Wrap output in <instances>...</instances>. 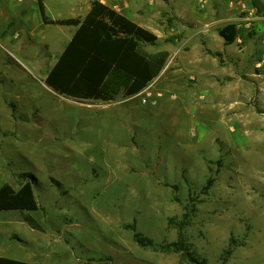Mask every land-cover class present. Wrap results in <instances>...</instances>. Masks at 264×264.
<instances>
[{
	"label": "rangeland",
	"instance_id": "rangeland-1",
	"mask_svg": "<svg viewBox=\"0 0 264 264\" xmlns=\"http://www.w3.org/2000/svg\"><path fill=\"white\" fill-rule=\"evenodd\" d=\"M90 1L43 0L55 20L84 17ZM129 1L158 36L144 49L169 58L141 93L105 104L45 82L75 26L44 23L38 0H0V187L32 181L41 226L0 220V257L264 264V13L243 0ZM232 22L239 46L260 37L244 58L217 51Z\"/></svg>",
	"mask_w": 264,
	"mask_h": 264
},
{
	"label": "trees",
	"instance_id": "trees-1",
	"mask_svg": "<svg viewBox=\"0 0 264 264\" xmlns=\"http://www.w3.org/2000/svg\"><path fill=\"white\" fill-rule=\"evenodd\" d=\"M38 1L44 23L76 27L45 80L61 95L104 102L115 101L120 95L132 97L145 90L167 64L168 52L144 49V43H157L155 33L101 0L91 2L84 18L57 20L46 14L43 0ZM218 31L226 44L234 43L240 33L235 22ZM39 208L32 181L18 189L9 183L0 187V220L23 221L41 229L32 215ZM0 264L38 263L1 256Z\"/></svg>",
	"mask_w": 264,
	"mask_h": 264
},
{
	"label": "crops",
	"instance_id": "crops-1",
	"mask_svg": "<svg viewBox=\"0 0 264 264\" xmlns=\"http://www.w3.org/2000/svg\"><path fill=\"white\" fill-rule=\"evenodd\" d=\"M101 1L104 2V3H106V4H108L109 6H111L112 8H114L115 10H118V12H120V13L128 16L129 18H131L135 22H138V19H137V16H136V15H138L137 14V10L138 9H136V7L135 8L134 7L131 8V6H130L131 4H130V1L129 0H112V3H109L106 0H101ZM90 9H91V1L89 2L88 8H87V13L89 12ZM256 9L257 10H260L261 12L264 13V0H243V10H249L250 12H254ZM87 13H86V15H87ZM84 17H82V18H84ZM255 18L257 20H263L260 16H257ZM257 26H258L257 27L258 29H261L262 26H264V20L263 21H259L257 23ZM244 40H243L244 41L243 47H241V46L238 45V42L237 41H235L232 44H226L224 38L221 36L220 39H219V42H220L219 44L222 47H220L217 51L220 52V53H223V54H224V52H226L229 55H235V54L236 55H240L239 53H241V54H243V58H244L245 55L247 53H249V51H252L253 49H255L254 47H250V43H253L254 44V43L260 42V37H256V38H253V39L251 38V40H248V38H244ZM263 42H264V40H263ZM259 48L256 47V50H254L253 56H256L257 57V56H259L263 52L262 48H260V49ZM236 51H239V52L236 53ZM57 60H58V58H57ZM57 60H56V62H57ZM55 63L52 65V67L50 68V70L53 68V66L55 65ZM50 70L48 71V73L50 72ZM70 98H72V97H70ZM73 99H76V98H73ZM80 100L82 101V99H80ZM83 101L84 102H92V103L93 102H100V103H105V104H110V103H114L115 102V101H112V102H104V101H95V100H83Z\"/></svg>",
	"mask_w": 264,
	"mask_h": 264
},
{
	"label": "built area",
	"instance_id": "built-area-1",
	"mask_svg": "<svg viewBox=\"0 0 264 264\" xmlns=\"http://www.w3.org/2000/svg\"><path fill=\"white\" fill-rule=\"evenodd\" d=\"M251 14H252V13H251ZM246 19H247V20H250V17H249V18L247 17Z\"/></svg>",
	"mask_w": 264,
	"mask_h": 264
},
{
	"label": "water",
	"instance_id": "water-1",
	"mask_svg": "<svg viewBox=\"0 0 264 264\" xmlns=\"http://www.w3.org/2000/svg\"><path fill=\"white\" fill-rule=\"evenodd\" d=\"M76 100L81 101L80 99H76Z\"/></svg>",
	"mask_w": 264,
	"mask_h": 264
}]
</instances>
